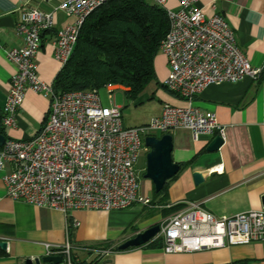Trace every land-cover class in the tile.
Instances as JSON below:
<instances>
[{
	"label": "built area",
	"instance_id": "obj_1",
	"mask_svg": "<svg viewBox=\"0 0 264 264\" xmlns=\"http://www.w3.org/2000/svg\"><path fill=\"white\" fill-rule=\"evenodd\" d=\"M110 1L60 0L52 11L45 12L27 0L17 10L16 30L24 44L5 51L16 70L2 111L3 125L17 127L29 91L49 97L51 105L35 137L8 139L0 149V171L11 168L4 183L13 200L66 215L76 210H123L136 203L152 206V199L140 194L137 168L141 151L149 152L146 137L179 129L189 130L195 140L201 135L222 136L216 115L198 108L195 98L210 85L261 77L263 67L253 66L247 59L223 16L207 17L197 0H179L178 10H166L170 29L160 51L170 67L163 84L187 106L166 104L162 114L149 123L126 127L123 108L115 104V92L122 86L106 87L110 106L103 105L98 89L56 94L53 83L41 79L36 61L44 34L54 29V14L61 11L75 18L73 24L58 31L53 43L55 58L64 66L86 18ZM164 1L156 3L163 6ZM160 226L156 239H162L166 253L264 243V210L217 217L201 203L188 202ZM73 248L68 240L49 253L62 256L63 264H76ZM96 252L99 256L113 253L111 249Z\"/></svg>",
	"mask_w": 264,
	"mask_h": 264
},
{
	"label": "crops",
	"instance_id": "obj_2",
	"mask_svg": "<svg viewBox=\"0 0 264 264\" xmlns=\"http://www.w3.org/2000/svg\"><path fill=\"white\" fill-rule=\"evenodd\" d=\"M27 0H0V149L8 139L27 140L35 137L43 127L51 100L43 94L29 91L20 110L17 127H5L2 111L9 93L10 80L16 68L6 58V50L23 46L18 35L17 10ZM40 10L50 12L60 0H30ZM156 3V0H150ZM197 6L207 16L221 15L234 30L237 43L253 66L263 67L258 79L246 78L238 83L210 85L195 98V105L213 112L223 130V145L216 152L207 147L219 135H201L198 140L186 129L168 133L173 137V160L190 163L171 182L165 203L146 206L136 203L123 210H76L67 215L62 211L38 207L7 194L4 176L10 166L0 171V243L6 241L0 264H24L28 259L50 254L54 246L68 240L74 245L76 264H264V243L225 246L215 249L166 253L162 247H134L99 256L96 250L111 243L119 246L137 233L175 213L171 206L188 202L201 203L217 217L232 216L250 210H264V0H197ZM164 9L178 10L179 0H165ZM55 26L43 36V45L36 61L40 77L52 84L63 67L54 55L53 43L57 33L75 22L61 11L54 14ZM157 81L151 82L135 104L156 101L158 110L137 126L159 117L166 104L187 106L179 96L161 91L169 75L166 56L160 51L155 58ZM125 91V88L122 87ZM132 124V123H130ZM127 125V122H124ZM135 126V127H137ZM129 127V126H128ZM217 168H222L220 173ZM203 175L196 184L194 173ZM154 184L146 181L140 194L154 199ZM158 201V200H157ZM48 245L50 248L48 250ZM91 249V250H89Z\"/></svg>",
	"mask_w": 264,
	"mask_h": 264
},
{
	"label": "trees",
	"instance_id": "obj_3",
	"mask_svg": "<svg viewBox=\"0 0 264 264\" xmlns=\"http://www.w3.org/2000/svg\"><path fill=\"white\" fill-rule=\"evenodd\" d=\"M169 29L166 9L150 0L106 3L84 21L70 60L53 82L55 93L100 90L112 84L124 87L129 99L136 100L151 82L157 80L155 58ZM158 84L169 90L164 84ZM189 164L181 163V170ZM177 177L178 174L159 193L154 187L152 203L166 202L168 188ZM180 208L178 204L170 210ZM144 246L162 247L163 241L158 238ZM101 249L120 251L111 243ZM4 253L0 249V255Z\"/></svg>",
	"mask_w": 264,
	"mask_h": 264
},
{
	"label": "water",
	"instance_id": "obj_4",
	"mask_svg": "<svg viewBox=\"0 0 264 264\" xmlns=\"http://www.w3.org/2000/svg\"><path fill=\"white\" fill-rule=\"evenodd\" d=\"M5 137L0 136V142H4ZM223 138L217 135L208 145V152H216L223 145ZM145 145L149 149L147 155V168L145 178L150 179L155 187V191L159 193L166 183L175 177L181 165L174 162L172 152L174 148L173 137L170 134H165L162 137L148 136L145 139ZM195 183L201 184L204 180L203 175L199 172L194 173ZM264 209V197H263ZM161 229L160 224L153 225L140 231L135 237L123 242L118 246L120 251H124L134 247L144 246L154 241ZM7 242L2 241L0 247L3 250L7 249ZM24 264H63V258L60 255H47L44 257H37L28 259Z\"/></svg>",
	"mask_w": 264,
	"mask_h": 264
},
{
	"label": "rangeland",
	"instance_id": "obj_5",
	"mask_svg": "<svg viewBox=\"0 0 264 264\" xmlns=\"http://www.w3.org/2000/svg\"><path fill=\"white\" fill-rule=\"evenodd\" d=\"M159 86H160L161 91L173 96V94L169 90L165 89L161 85ZM99 94H100L103 105L110 106L111 104H110L108 90L106 88H102L99 90ZM156 101L158 102V99ZM156 101L150 102V103H142V104L137 105L135 104L134 100L129 99V97L127 96L124 90L120 89L115 92V104L118 107L123 108L122 115H123V121L127 122V125H125L126 127L128 126L135 127L137 126L134 124L136 121L142 120L149 114L156 112L158 110ZM155 136L160 137L161 134L157 133L155 134ZM147 155H148V152L141 151L140 157L137 162L138 173L140 175V180H139L140 189H142L146 181L153 183L150 179L145 178V171L147 168Z\"/></svg>",
	"mask_w": 264,
	"mask_h": 264
}]
</instances>
